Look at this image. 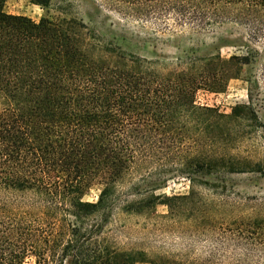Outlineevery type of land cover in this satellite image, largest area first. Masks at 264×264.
Instances as JSON below:
<instances>
[{
  "label": "trees",
  "instance_id": "1",
  "mask_svg": "<svg viewBox=\"0 0 264 264\" xmlns=\"http://www.w3.org/2000/svg\"><path fill=\"white\" fill-rule=\"evenodd\" d=\"M4 1L0 264H264V216L221 221L219 203L207 210L193 199L197 172L247 170L224 137L243 115L199 106L196 95L223 91L260 57L264 0H111L121 17L155 34L194 37L171 62L126 52L81 20L7 13ZM226 25L242 29L246 51L222 57L213 46L200 54L209 49L202 37ZM249 97L238 106L245 114L253 111L251 90ZM138 169L149 188H134L135 198L120 204L119 183ZM174 174L188 177V194L155 193ZM94 184L101 186L97 200L84 201ZM158 204L172 219L196 207L191 222L210 227L212 245L201 255L120 247L115 211L143 213Z\"/></svg>",
  "mask_w": 264,
  "mask_h": 264
},
{
  "label": "rangeland",
  "instance_id": "2",
  "mask_svg": "<svg viewBox=\"0 0 264 264\" xmlns=\"http://www.w3.org/2000/svg\"><path fill=\"white\" fill-rule=\"evenodd\" d=\"M3 9L7 13L22 14L32 19L41 16L53 18H70L83 21L96 37L112 41L126 52L153 59L175 61L182 57L194 37L187 32L177 34H155L149 26L141 25L121 17L116 5L111 0H50L46 6L31 0H5ZM215 36V37H214ZM209 49L217 47L222 57L244 53L245 47L242 29L226 25L214 34L202 37ZM251 79L253 83H249ZM253 97L252 113L239 108ZM199 106L211 107L220 114L239 113V119L232 123L224 137L227 139L228 152L241 161V172L200 171L193 175L197 205L204 208L220 204L218 217L229 221L230 217L239 215L264 216V50L254 64L245 65L237 78L229 80L220 92L200 90L196 95ZM254 163H258L257 166ZM251 167V168H248ZM253 169V170H252ZM143 170L138 169L125 176L117 187V202L135 198L134 188L147 189L142 181ZM101 186L92 185L83 195L84 201L95 202ZM190 190V181L184 174L170 176L163 187L155 193L167 196H184ZM196 208V207H195ZM188 209L177 218L165 217L167 207L158 204L152 211L143 213H124L116 210L111 223L112 235L117 244L126 249H144L148 253L157 251L192 250L201 255L211 245L212 236L208 225H195L191 222L197 210ZM195 212V213H194ZM193 213V214H192ZM193 215V216H192ZM29 258L27 263H31ZM136 264H148L138 262Z\"/></svg>",
  "mask_w": 264,
  "mask_h": 264
}]
</instances>
